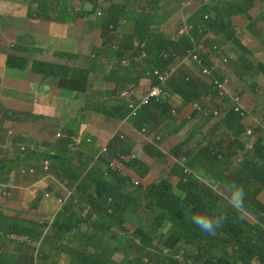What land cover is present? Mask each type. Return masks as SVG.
<instances>
[{
	"label": "trees",
	"instance_id": "16d2710c",
	"mask_svg": "<svg viewBox=\"0 0 264 264\" xmlns=\"http://www.w3.org/2000/svg\"><path fill=\"white\" fill-rule=\"evenodd\" d=\"M4 1L9 6L8 13L4 12ZM250 4V0H86L84 6L80 2L74 18L93 15V19H87L82 25L98 26L101 36L93 44L91 52L78 57L75 62L65 59L73 60L75 53L60 51H54L52 58L31 59L27 47L32 45L19 41L16 36L11 40H0L3 45L1 63L14 75L12 79L19 90L41 88L45 78L51 75L57 78V87L48 94L53 95L63 89L71 97L63 109V120L56 128L62 131L66 142L48 152L56 161L55 165L51 164V170L55 176L65 178L74 191V202L70 203L74 205L77 211L75 218L83 228L79 224L76 226V236L80 234L94 247L102 241L97 239L100 227L101 232L110 233L107 238L114 242L102 241L103 252L107 254L104 257L94 251L91 253L87 246L71 235L75 248L84 251L73 264H179L168 256L175 249L178 238L165 237L158 227L164 215L162 207L182 208L183 214L177 210L174 213L182 220L181 229L186 231L185 235L191 239L190 233L205 242L204 247L214 250L215 254L211 256L201 254L202 247L197 248L191 255L193 264H251L256 258L264 261V221L261 220L262 226L253 220L248 222L240 218L241 224H237L235 219H228L216 211L204 213L198 201L190 200L189 194H205L206 189H195L180 181L174 185L166 177L155 179L156 163L178 177L183 157L200 177L212 179L210 171L201 173L200 164L208 169L219 168L229 158L227 152L240 161L237 169L249 171L264 200L263 129L258 127L255 130L254 127L253 140L249 144L246 140H238L246 128L239 119L236 105L225 107V114L214 126L189 118L188 115L203 108L211 95L208 81L196 73L200 68L191 61L185 62L186 73L178 68L167 84L170 93L179 95L183 105L180 101L174 106L169 94L161 97L165 93L154 79L156 67L164 68L174 61L175 55L182 56L191 50L201 58L205 67H215L225 61L224 65L238 80L251 82L246 86L262 95L264 87L262 92L251 73L255 71L258 83L264 81V39L259 40L257 46L247 44L244 41L246 35L233 26V18L250 20L247 15ZM5 15L20 17L21 20L41 17L48 23L55 20L62 24L67 19L57 0H36L35 4L31 0H0V31L11 28L7 22L1 23ZM182 16L185 18L176 28L175 22ZM249 29L254 32L253 27ZM207 33H212L214 38L210 47L209 37L202 41ZM193 73L196 74L185 80ZM107 83H111L112 88L105 90ZM235 83L231 81L234 86ZM139 86L147 90L156 87L161 93L150 96L144 94L145 90L133 97L132 91ZM83 105L101 116V122L113 120L118 129L105 154L88 155L81 146L85 140L81 125ZM39 107L38 113L42 116L55 114L53 107ZM222 108V105L217 106L219 111ZM252 109L257 115L264 113V106L256 104ZM178 113L182 116L180 121L176 117ZM118 123H124V127H118ZM128 126L141 135H131L125 130ZM173 126H185L187 138L182 141L172 135L169 141L167 137L160 136L164 129L170 132ZM207 127L211 130L198 146L195 145L191 139L200 141V134ZM219 155L222 160L218 159ZM87 156L90 157L89 162L82 163ZM160 157L163 158L159 160ZM110 159L117 165L109 166ZM122 168L128 171L122 173ZM132 173L137 176L136 184L131 179ZM256 198L254 200L260 205ZM191 213L221 217V227L214 235L203 232L192 225ZM15 219L11 218L9 223L0 220V246L2 239H12V233L32 236L37 231L43 234L44 227L46 232L52 233L45 225L26 215ZM244 224L251 227V233L256 229L260 239L250 236L248 240L243 233L235 231ZM221 228L233 233L234 240L227 237ZM58 232L68 233L63 228ZM124 232L125 236L137 237L148 243L152 251L143 250L142 256L124 263L129 242L126 238L120 243ZM4 263L11 264L0 260V264Z\"/></svg>",
	"mask_w": 264,
	"mask_h": 264
},
{
	"label": "clouds",
	"instance_id": "9594fccd",
	"mask_svg": "<svg viewBox=\"0 0 264 264\" xmlns=\"http://www.w3.org/2000/svg\"><path fill=\"white\" fill-rule=\"evenodd\" d=\"M253 1H256L264 6V0H250V3ZM80 2H82L83 5L86 0H79V4ZM184 18L185 17L182 16L181 21ZM179 25L180 23L178 26ZM174 26L177 28V25ZM91 49L92 48L90 47V52ZM86 55H77L75 57L78 59V57ZM189 61L200 68L196 73L208 81V86L211 93V95L207 98L203 108H200V111L198 112L188 115L189 118L199 119L202 122L208 123L209 126H214L219 124L220 116L225 114V107L236 105V111L238 112H240L241 109H251L248 103H245V100L249 99L248 94H243L242 91H238L236 87L231 84V82H229L231 88L228 89L226 87L227 76H225V73H219L217 71V68H220V64L211 68L205 67L202 64L201 58L191 50L184 52L182 56L175 55L174 61L166 67L155 68L154 79L161 86L162 93H165L161 97L164 98L166 94H169V99L174 96L183 104V101L179 95L170 93V91L167 89V84L171 79V75L176 72L178 68L182 69L184 73L187 72L185 62ZM0 68L4 69L7 67L2 65ZM253 72L251 75L254 83L257 84L258 82L254 77ZM196 73L186 77L185 80ZM0 74V79L3 81L4 74L2 70H0ZM9 78L10 76L8 74L3 83L8 88V94L5 98L11 105H14L16 102V100L13 99L14 95L21 93V97L24 99L26 104L35 107L38 101L34 99V95L36 93H40L43 97V101L45 98H47L56 112L57 105H54L51 102H56L62 107V109H64L71 98L64 92L63 89H60V91L56 94H48L49 92L54 91L57 87V78L51 75H48L45 78L41 88L35 90L29 89L27 87L26 89L19 90L17 84L13 82V79L11 80V83H8L7 80ZM108 84L111 83H107L105 86ZM145 90L146 92L144 94H149L150 96H157L161 93V91L156 87L147 90L146 88L139 86L132 91V95L133 97H136V94L139 96ZM23 92H32V96L27 97L23 95ZM220 105L224 107L221 109V111L217 109V106ZM83 106L85 107L84 110L88 109L85 105ZM28 113L29 115L26 117V120L23 123L11 127L9 125L8 117L17 119L18 115L16 110L12 111L11 113L0 110V218H12L13 221H16V217L26 215L29 217V219L47 227V225L50 224V215L46 212V206L51 202L62 205L66 209L68 216L72 219H74L77 214L74 205L70 203V201L74 202V191L71 190V186L65 178L54 175L53 171L51 170V164L55 165L56 161H54L48 154L51 148L62 146V144L66 142V139H64L62 135V131L56 129L57 125L63 120V114L62 120L60 122L51 125L41 121V118L49 115L42 116L36 110ZM100 118L101 116L91 110L88 119L85 122H82L81 119L83 133L85 134V140L84 143H81V146L88 155L97 156L99 154H105L107 152L109 143L114 141V137L118 131H109L106 128L105 123L99 120ZM95 119L98 120L95 122ZM128 128L138 133L129 126ZM245 128V133L238 137V140H246L249 144L253 140L252 135L254 134V127L245 126ZM19 129H23L24 133L19 132ZM183 129V133L175 135L182 141L186 136L185 126ZM210 130L211 127H207L203 132H201V140L198 141L197 146L207 136ZM172 135L173 134L167 136L169 141L171 140L170 136ZM160 136L163 137L162 134H160ZM216 147H210V149ZM249 148L250 147L247 146V149ZM225 153L229 156V158H227L225 163H223L219 168L212 167L208 169L200 164L201 173L210 171L212 179L200 177L194 170L190 168L186 162V158L184 157V162L181 163L182 167L180 168L178 177L172 174L170 175L173 178L179 179L180 182H183L190 187L195 189L199 188L200 190H207L205 194L199 192L198 196L193 192H190L189 194L190 200L198 201L201 207L200 209L204 213H209L211 210H213L226 218L228 217V219H235V214L240 213L241 216L245 215L247 219L253 220L257 222V224L263 226V223L261 222V220L264 221V208L261 207L264 206L262 202V193L260 191L256 198V200L260 202V205L255 200H253L250 195L254 187H258V185L254 183V179L250 176L249 171L237 169L240 162L237 157L230 156L227 152ZM125 159H127V156H125ZM218 159L222 160V156L219 155ZM89 160L90 157L87 156L84 161L89 162ZM116 165L117 164L115 160H109V166L114 167ZM127 171V168L121 169L122 173H126ZM130 176L133 183L136 184L138 182L136 174L132 173ZM190 220L191 223L198 227L201 231L213 235L216 233L222 222L221 217L209 216L202 213H192L190 215ZM56 223L57 220H55L53 225L55 224L54 226H56ZM253 232L257 234L256 229H253ZM43 233H47L45 231V227L43 229ZM50 235L55 240L63 238V234L57 230L50 233ZM7 236L8 235L5 237ZM257 236L260 239L258 234Z\"/></svg>",
	"mask_w": 264,
	"mask_h": 264
},
{
	"label": "rangeland",
	"instance_id": "374dc122",
	"mask_svg": "<svg viewBox=\"0 0 264 264\" xmlns=\"http://www.w3.org/2000/svg\"><path fill=\"white\" fill-rule=\"evenodd\" d=\"M31 2L32 4H35L36 0H31ZM57 4L67 15L66 23H57L55 22V20H51V23H48L46 21H43L40 17L26 18L21 20L19 19L20 17L10 18L11 15H5L1 23L7 22L11 28L10 30L0 31V40H11L14 38V36H16L19 41L32 45L30 48L27 47V52L31 59L35 57L37 59L52 58L54 51L72 52L76 54L75 56L88 54L90 52V47L92 48L95 41L101 36L100 29L96 25H94L93 27H85L82 25V23H84L87 19H93L94 16L88 15L85 17L81 16L79 18H74L79 7V0H57ZM85 4L86 2L83 3V6ZM3 5L4 12L8 13V4L5 2ZM106 6H108V4ZM248 7L249 8L247 10V15L250 17V20L233 18V26L240 29L246 35L244 39L245 43H252L254 44V46H257L259 45V40L264 39V6L256 1H253ZM180 21L181 18L177 19L175 25L178 26ZM249 27H253L255 32H252ZM120 30L121 28H119V31ZM206 37L210 38L208 40V47L212 46L214 42L212 33H207L206 35H204L202 37V41ZM2 48L3 45L0 44V50ZM209 56L211 57L212 53ZM65 59L74 62L77 58L75 57L73 60L68 58ZM223 62L225 64V61ZM224 64H220V68H217V71L219 73L223 72L225 73V76H227L226 87L228 89L231 88L229 82H231L232 80L236 81V89L238 91H242L243 94H248L249 96V99L245 100V103H248L251 109H241L239 112V119L246 127L252 126L255 127V130L258 127H261L263 129L264 136V113L262 115H257L252 109V107L256 106V104L258 105V107L264 106V92L262 88V86L264 87V81L257 83V85L262 88L263 93L262 95H260L251 87L246 86L250 85L251 82L244 83L241 80H238L233 75L232 71L229 70L227 65ZM1 66L2 64L0 60V67ZM0 70H2L4 73L3 81L0 79V110L11 113L12 111H15L17 105L21 103L25 106L24 114L26 117H28L29 115L28 112L31 113L33 110L39 111V105L35 107L27 105L24 99L21 97V93L14 95L13 99L16 100L14 105L9 104V102L5 98L8 94V88L3 82L6 76L9 74L11 79L9 78L7 81L8 83H11L14 75L9 73L8 68H0ZM254 73L255 71L253 72V75ZM108 88H111V84L105 86V89ZM23 95L31 97L32 92H23ZM136 95L138 96V94ZM34 99H36L38 102L43 101V97L40 93H36L34 95ZM43 102L49 103V100L45 98ZM170 102L174 106H177L180 103V101H178L174 96L170 98ZM51 103L57 105L55 114L53 116H45L41 118V121L43 123L53 125L62 120L63 109L56 102ZM90 111L91 110L88 109L84 110L81 118L82 122H85L88 119ZM176 117L178 121L182 119L180 113H178ZM97 120L98 119H95L94 121L96 122ZM112 121L113 120H106L104 122L106 128L109 131L118 130L115 128V125ZM118 124V127H124V123ZM170 128L172 129L169 130L170 132L166 131V129L163 130V137H167L171 134L175 136L183 133L184 131V129L180 126H173ZM125 130L130 131L131 135H134V133H136L128 127H126ZM136 136H139L138 133H136ZM191 141L195 145L198 144V141L195 138H192ZM146 158H149V156L146 155ZM162 158L163 157H160L159 160ZM155 171V179L166 177L167 180H170L171 183H174V185H177L179 183V179L173 178L170 175L171 173L165 167L157 163L155 165ZM250 195L253 200L259 195V189L257 186L254 187ZM262 201L264 202L263 199ZM174 210L180 211L181 214H183L184 212V210L179 207H177L176 209L173 207H162L164 215L162 218V224L158 226L165 237L176 236V238H178V243L175 249H173L171 253H168V256L173 260H177L179 264H193L194 260L191 255L194 254L199 247H202L200 251L201 254L213 256L215 254L214 250L208 246L204 247L205 242L194 238L190 233L189 235L192 240L185 235L186 231L181 229L182 220L179 216L175 215ZM46 212L50 215V224L47 225V230L55 232L56 230L59 231L63 228L68 231V233H62L63 238L58 240H55L49 232L39 234L37 231H35L32 236L11 234L12 239L5 238L1 240L0 260L3 259L5 262L11 264H14L16 262H19L20 264H73L78 260L80 254H83L84 251L75 248L71 235L77 237L82 245L89 248V251L91 253H93L94 251L96 254L102 255L104 257L107 256V254L103 252L102 241L112 242L107 238L110 236L109 232H101V228L97 226L99 228L97 239H100L102 241L97 242L93 247L88 242L83 240L80 234H77L76 236V226L79 224L80 228H83L76 218L72 219L68 216L66 209L62 205H60L59 203L51 202L46 206ZM240 218L243 221L247 220L249 222V219H247L245 215L241 216L240 213H237L235 214V220L237 224H241ZM54 219L59 222L56 226H54L55 224L53 225ZM0 220L12 222L11 219L0 218ZM192 225L195 227L194 224ZM250 228L251 227L248 224H244L240 226L241 230L239 229V227H237L235 228V231H240L241 233H243L248 240L250 239V236H253L255 238L258 237L256 233H251ZM221 229L227 237H229L231 240H234L235 236L233 235V233H230L223 228ZM121 236L122 237L120 238V243H123L126 238H129V242L126 245L127 253H125L123 258L124 263L130 262V260L134 259L135 257L142 256L143 250L152 251V247L149 246L148 243L141 241L140 238L125 236V232ZM91 240H94V238H92ZM167 264L171 263L167 262ZM251 264H264V261L260 258H256L255 260L251 261Z\"/></svg>",
	"mask_w": 264,
	"mask_h": 264
},
{
	"label": "crops",
	"instance_id": "0c3cea01",
	"mask_svg": "<svg viewBox=\"0 0 264 264\" xmlns=\"http://www.w3.org/2000/svg\"><path fill=\"white\" fill-rule=\"evenodd\" d=\"M238 31L242 32L240 29L236 28ZM4 74V73H3ZM45 97V96H44ZM37 105H42L44 107L45 106H49V107H52L50 103H44V102H37L35 106ZM24 109H25V106L21 103H19L16 107V113L18 115V118L17 119H13L12 117H8V120H9V125L11 127H14V126H17V125H20L21 123H23L25 120H26V116L24 114ZM37 111V110H36ZM19 132L21 133H24V130L23 129H19L18 130Z\"/></svg>",
	"mask_w": 264,
	"mask_h": 264
}]
</instances>
